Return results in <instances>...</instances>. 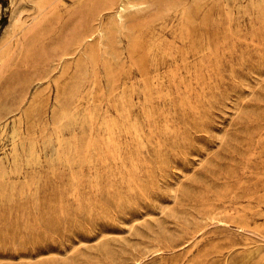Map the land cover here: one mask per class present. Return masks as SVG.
Wrapping results in <instances>:
<instances>
[{
    "label": "rangeland",
    "instance_id": "1",
    "mask_svg": "<svg viewBox=\"0 0 264 264\" xmlns=\"http://www.w3.org/2000/svg\"><path fill=\"white\" fill-rule=\"evenodd\" d=\"M0 264H264V0H0Z\"/></svg>",
    "mask_w": 264,
    "mask_h": 264
}]
</instances>
